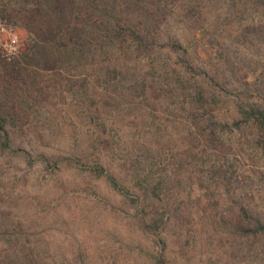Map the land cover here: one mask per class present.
<instances>
[{"label":"rangeland","instance_id":"1","mask_svg":"<svg viewBox=\"0 0 264 264\" xmlns=\"http://www.w3.org/2000/svg\"><path fill=\"white\" fill-rule=\"evenodd\" d=\"M126 2L58 62L0 9V264H264V0Z\"/></svg>","mask_w":264,"mask_h":264},{"label":"trees","instance_id":"2","mask_svg":"<svg viewBox=\"0 0 264 264\" xmlns=\"http://www.w3.org/2000/svg\"><path fill=\"white\" fill-rule=\"evenodd\" d=\"M124 2L123 0H0V9L4 15L22 23L31 32L33 44L29 51L32 54H55V56L59 54V57H54L58 62L61 55L63 54L64 59L68 52L78 54L82 59L88 54L108 52L110 47L116 46H119L120 52L126 55V47L131 48L125 44L127 42H131V46L136 47L132 49L133 52H141L142 46L148 49L143 32L148 33L149 29L140 31L137 24L112 22L116 18L122 20L131 16L142 19L144 12L148 13L143 8L132 10L130 3L126 0ZM162 15L166 17L164 13ZM16 63L13 69L25 68L22 67L21 61ZM244 115L253 118L258 124L264 119V111L260 109L251 108L250 111H244ZM2 126L0 124V129ZM244 213L248 215L247 212ZM245 229L247 230V227Z\"/></svg>","mask_w":264,"mask_h":264}]
</instances>
